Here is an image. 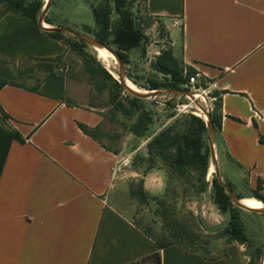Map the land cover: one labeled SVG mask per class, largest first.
Here are the masks:
<instances>
[{
	"label": "crops",
	"instance_id": "1",
	"mask_svg": "<svg viewBox=\"0 0 264 264\" xmlns=\"http://www.w3.org/2000/svg\"><path fill=\"white\" fill-rule=\"evenodd\" d=\"M146 8L180 31L184 64L219 93L222 179L243 203H262L249 207H264L254 197L260 183L264 196V0H147ZM67 53L30 18L0 12V106L23 139L0 133V264H128L160 249L113 204L128 193L126 170L117 171L125 151L81 129L104 117L91 90L60 72ZM144 187L164 191L156 172ZM198 215L209 234L228 222L212 197ZM161 255L162 264H250L238 242L214 258L177 245Z\"/></svg>",
	"mask_w": 264,
	"mask_h": 264
},
{
	"label": "rangeland",
	"instance_id": "2",
	"mask_svg": "<svg viewBox=\"0 0 264 264\" xmlns=\"http://www.w3.org/2000/svg\"><path fill=\"white\" fill-rule=\"evenodd\" d=\"M101 2L102 0H51L50 8L42 24L48 28H67L83 36L98 40V27L93 15V9ZM26 4H34L38 8L37 21L39 23V17L47 4V0H26ZM122 4H124V10L133 15L137 27L143 36L142 42L139 48L122 51L117 45L112 43L113 37H110V45L106 47L110 48L118 56L119 53L124 56L125 62L122 61L124 64V75L130 87L140 92L158 91L159 93L153 94L150 98H141V101L133 104V98L136 96L125 89L121 97L125 106L131 110V115H127L113 109V106L110 105V97L107 91L102 95L95 94V89L90 83V78L83 66V57L74 50L68 49L67 55L60 60V72L69 75L77 81L81 91L89 93V90H91L96 105L100 107L101 114L104 117V123L100 130L95 132L96 138L104 146L114 151L123 149L126 159L129 160L124 167L126 170L124 181L128 186V193L117 194L113 199L114 206L131 220L140 219L144 224L153 226L155 231L160 233L162 220L156 215V203L149 200L146 204L141 205L131 195L130 190L143 188L145 194L152 198H164L168 195L174 206V214L179 219L191 224L196 231L209 240L208 246L203 248L204 251L202 252L204 255L208 258L217 257L223 254L226 241L219 238L218 235L205 233L198 215L200 202L209 200L212 197L211 184L208 191L199 198L186 196L184 194L186 186L182 182L177 181L176 176L164 164L156 160L154 168L150 172H156L162 178L164 191L159 195H150L145 190L144 182L143 186L141 184V180L143 179L144 181V177L150 173L146 176L143 175L148 165L140 164V167L136 169L133 167V162L138 156L146 157L147 148L145 146L150 141L149 139L176 120L187 116H196L204 121L207 128V117L202 108L209 109L212 118V113L217 108L218 98L214 97V92H210L207 86L202 85L201 88L200 85L192 86L188 83L190 77L188 76V71L183 68L185 65L182 61L181 33L179 30L174 33L170 22L148 15L143 0L132 1L131 3L122 1ZM4 10L5 5L0 0V12ZM112 18L114 23L119 19L115 13H113ZM59 33L63 35L64 41H80L71 34ZM84 50L87 54L93 55L102 67L119 81L120 65L115 54H110L112 57L109 55L110 64H107L98 57L93 46L86 44ZM163 58L173 62L175 65L174 71L180 74L182 78V83L177 88L171 87L173 83L171 75L160 72V66L164 64ZM153 84L158 88L152 89ZM183 92H191L195 98H190ZM138 105L142 106L151 115L152 124L148 133V135H151L150 137L140 138L129 132V127L136 122L139 114L136 108ZM204 143L210 150L209 137L205 135ZM218 151L219 149L215 143L217 164ZM212 165L210 152L208 168L210 171L214 169ZM213 177H217L215 173L207 176L210 182ZM242 190L245 191V187ZM233 193L235 195L239 194L238 190L234 188ZM242 220L249 237V242L243 245L244 253L250 263L255 250L262 249L264 252V213H253L243 210Z\"/></svg>",
	"mask_w": 264,
	"mask_h": 264
},
{
	"label": "trees",
	"instance_id": "3",
	"mask_svg": "<svg viewBox=\"0 0 264 264\" xmlns=\"http://www.w3.org/2000/svg\"><path fill=\"white\" fill-rule=\"evenodd\" d=\"M5 5V12H13L20 16L30 18L38 25L37 16L38 8L34 4H26V0H1ZM122 1L137 0H102V2L93 9V15L98 27L97 39L105 46H109V38H112V43L117 45L122 51H129L140 47L143 36L137 27L132 14L126 12ZM146 8V1L143 0ZM115 13L119 19L114 23L112 15ZM53 39L64 43L68 49H72L83 57V66L85 72L90 78V83L93 85L96 93L102 95L105 91L109 93L110 105L115 111H120L123 114L131 115L121 97L125 88L119 83L109 72H107L97 59L84 50L86 44L81 41L63 40V35L59 32H47ZM122 61L125 62L124 56L119 53ZM61 59V58H59ZM164 64L160 66V72L171 75L173 83L171 87L177 88L182 83L180 74L174 71L175 65L171 60L163 58ZM183 61V60H182ZM184 64V61H183ZM185 65V64H184ZM188 71V76L193 77L198 74L191 67L184 66ZM182 72V71H181ZM7 82L0 80V88L6 85ZM203 85H205L203 83ZM22 86V84H19ZM156 85H152V89H157ZM214 97L218 98L217 108L212 113V122L216 131L220 128L219 110L221 108L219 93L214 92ZM141 98L134 97L133 104H137ZM139 112L136 122L129 127V132L137 137H150L148 135L152 124V118L142 106H136ZM10 116H8L0 106V133L11 138L23 141L18 132L8 124ZM81 129L92 138H96L95 132L99 131L101 126L90 129L85 125H80ZM204 135L208 137L207 128L203 120L196 116H187L180 120L174 121L172 124L162 129L156 135L151 137L147 144V156L136 157L133 162L134 168H139L140 164H146L148 167L143 172L146 176L153 168L156 160L164 164L168 170L176 176L177 181L182 182L186 188L184 194L186 196L199 198L203 196L209 189L211 184L212 198L218 209L228 215L226 226L218 230L214 235L225 239L226 244L238 242L244 245L249 242V237L246 233V228L242 220L243 209L231 205V198L227 194L226 189L220 184L217 177H213L210 182L207 178L209 168L210 150L204 143ZM98 140V139H97ZM99 141V140H98ZM106 147V146H105ZM108 148V147H106ZM110 149V148H108ZM119 153V151H114ZM143 179L141 184L143 186ZM226 185L233 191L230 183ZM262 190V183L258 185L254 197L264 203V196L259 193ZM131 195L144 205L149 200L156 203V215L161 218L160 233H157L153 226L144 224L142 220H132L134 225L143 233L151 238L160 248L156 252L147 255L139 260L128 264H162L161 249L171 245H177L186 252L199 253L203 256V248L207 247L209 240L200 232L196 231L191 224L179 219L173 211V204L167 195L164 198H152L145 194L143 188L138 190H130ZM241 199L239 194H236ZM254 213V212H253ZM263 250L257 249L252 254L250 264H260Z\"/></svg>",
	"mask_w": 264,
	"mask_h": 264
},
{
	"label": "water",
	"instance_id": "4",
	"mask_svg": "<svg viewBox=\"0 0 264 264\" xmlns=\"http://www.w3.org/2000/svg\"><path fill=\"white\" fill-rule=\"evenodd\" d=\"M50 3H51V0H47V4H46V6H45V8H44V10L42 12V14L39 17V21L40 22L38 24H39V26L42 29H44L47 32L56 31V32L71 34L74 37H76L78 40H80V41H82V42H84V43H86L88 45H91L94 48H102L106 52H108L109 54H115L116 57L118 58L119 65H120L119 83L122 84V86H124V88L128 92H130L131 94H133L134 96L139 97V98H150V97L153 96V94L159 93L158 91H156V92H149V93L148 92H140V91H137L134 88L130 87L127 84L126 80H125L124 64H123L121 58L116 53H114V51H112L110 48L104 46L98 40L93 39V38H89V37H86V36H83L81 34H78V33L74 32V31L70 30V29H67V28H61V27L48 28V27L44 26L42 24V22L44 20V17L47 14L49 8H50ZM174 92H176V91H174ZM183 94L188 95L190 98H195L194 95L191 92H189V93L188 92L187 93L186 92H183ZM200 107L202 108V106H200ZM202 110H204L203 112H205L204 114H206V117H207V134H208V137H209V146H210V152H211V160H212V163H213L212 167L214 168L212 171H210V173H215L216 176H217L218 181L220 182V184L225 187L227 194L231 198V205L232 206L239 207V208H241L243 210H246V211H249V212L264 213V207H262V208H252V207H249V206L244 205L241 202V199L238 198L233 193V191L226 185V183L222 179V176H221L220 171H219V168H218L217 160H216V154H215L216 128H215V126H214V124L212 122L209 109L202 108ZM260 264H264V252H263V255L261 257Z\"/></svg>",
	"mask_w": 264,
	"mask_h": 264
},
{
	"label": "built area",
	"instance_id": "5",
	"mask_svg": "<svg viewBox=\"0 0 264 264\" xmlns=\"http://www.w3.org/2000/svg\"><path fill=\"white\" fill-rule=\"evenodd\" d=\"M188 83L190 85H192V86L200 85V87L202 88L203 80H202V77L199 74H196L193 77L189 78ZM128 162H129V160L126 159V158H124L120 162H118L117 171L118 172H122L124 167L128 164Z\"/></svg>",
	"mask_w": 264,
	"mask_h": 264
},
{
	"label": "bare ground",
	"instance_id": "6",
	"mask_svg": "<svg viewBox=\"0 0 264 264\" xmlns=\"http://www.w3.org/2000/svg\"><path fill=\"white\" fill-rule=\"evenodd\" d=\"M95 51H96V53H97V55H98V57L99 58H101L102 60H104L107 64H110L109 63V53L108 52H106L104 49H102V48H95ZM111 56V55H110ZM112 57V56H111ZM241 202H242V200H241ZM244 202H248V201H246V200H244ZM243 203V202H242ZM244 205H246V206H254V207H256V206H262V203H259V204H255V205H249V204H245V203H243Z\"/></svg>",
	"mask_w": 264,
	"mask_h": 264
}]
</instances>
